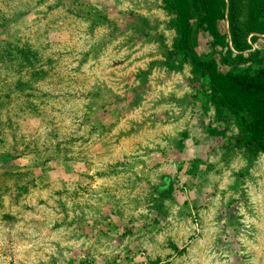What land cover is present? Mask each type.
Instances as JSON below:
<instances>
[{"label":"clouds","instance_id":"obj_1","mask_svg":"<svg viewBox=\"0 0 264 264\" xmlns=\"http://www.w3.org/2000/svg\"><path fill=\"white\" fill-rule=\"evenodd\" d=\"M136 5L137 0H120L118 9L166 19L152 4ZM18 12L25 13L24 17L10 25L4 38L13 46H29L42 61L51 57L55 64L48 78L34 85L30 101L17 100L18 94L12 93L10 111L14 126L20 125L18 159L13 162L17 167L12 171L15 175L36 165L40 178L19 202L15 200V179L0 187V212L16 221L10 227L0 224V264H52L53 258L57 264H66L77 250L91 253L81 255L77 264L86 259L88 264H104L116 255L121 257L117 264H125L127 249L136 252L129 264H154L157 258L159 264H264V152L251 164L242 153L224 161L219 149L216 155L208 153L202 158V151L207 153L201 143L205 133L193 119L192 109L158 103L172 94L183 98L192 90L177 87L183 85L181 74L164 80V72L158 68L149 76L152 91L143 101L129 111L115 113L101 128L92 119L96 108L91 94L100 87L123 98L127 90L122 78L147 71L153 61L163 59L156 54L159 45L141 42L121 47L133 33L129 30L114 37L107 23L94 24L103 12L101 0H0V14L5 18ZM159 32L168 34L163 23ZM52 34L58 37L57 43L52 42ZM126 55L131 59L120 70L110 66ZM184 75H190L187 68ZM5 77L9 84L18 78L14 71L0 69V78ZM28 103L36 105V113L27 108L20 111ZM163 112L170 118L155 123L148 119ZM208 115L211 118L214 109ZM0 119L7 123L6 115ZM25 120L30 126H24ZM185 131L186 153L177 163L163 153ZM3 138L7 151L13 143L7 127ZM32 140L40 154L29 151L20 156ZM58 144L62 149L59 169L51 171L50 164L39 167L55 154ZM64 156L67 163H63ZM198 160L202 162L193 166ZM190 168L194 174L189 173ZM165 173L171 176L164 181L165 187L172 183L174 190L183 191L178 202L174 198L161 201L154 191ZM25 183L20 181L19 186ZM41 199L46 203L39 204ZM157 203L163 204L166 217L157 216ZM222 208H234V219L228 215L219 219ZM81 218L95 227L88 238L77 230ZM155 219L158 224L153 223ZM129 221L134 231L117 246L122 225Z\"/></svg>","mask_w":264,"mask_h":264},{"label":"rangeland","instance_id":"obj_2","mask_svg":"<svg viewBox=\"0 0 264 264\" xmlns=\"http://www.w3.org/2000/svg\"><path fill=\"white\" fill-rule=\"evenodd\" d=\"M236 3L234 12L241 18L248 28H251L250 33L246 37V45L244 50L237 51L232 46L231 31L229 24V12H231V0H208L207 8L213 15L212 17L203 16L199 10L192 8L191 10V38L190 44L192 46V52L194 56L201 61H214L219 72L230 75L235 71H241L243 73H250L257 69L264 63V29L259 26H253V10L251 8L253 0H233ZM103 12L98 13L97 21L95 23H107L111 29L112 34L115 37L116 34L120 36L125 35L129 30L133 35L128 38L126 44L121 46H134L135 44H141V42H155L159 45L157 49V55L163 57L161 60L153 61L147 71L138 70L135 73H131L122 78L121 82L124 84L126 94L123 98L115 96L110 89L97 87L96 91L92 93L93 103L95 105V112L92 114L94 119L101 128L105 126V122L117 112L129 111L132 108L138 106L143 99L152 91V86L149 83V76L154 68L160 69L164 72V80H169L173 75L179 73L183 76V85H177V87L186 86L192 91L190 94H186L183 98L178 99L175 94L170 95L167 100H161L158 103H175L181 107L184 111L189 108L192 109L193 119L198 120V127L205 133L204 140L201 142L207 149V153L202 151V158L208 153L212 155L217 154L219 149L224 153L222 159L228 161L231 157L237 154H243L250 162H254L261 152L250 153L248 149L243 146L241 136L239 133V125L235 118L227 116L225 111L216 105V97L212 90L205 85L204 81L198 74H194L192 71V65L187 55L183 53H176L175 44L178 41L177 34V15L172 7L173 0H137V7L140 3H143L145 7H149L152 4L161 10L166 19L161 21L159 18L145 17L135 12L123 13L119 11L118 4L120 0H101ZM151 10V9H149ZM25 13L18 12L11 19L5 18L0 14V69H6L11 72H15L17 79L11 84L7 82V78H0V116H7V123L5 124L3 119H0V187H2L6 181L15 179L17 188V195L15 197L16 202H19L21 196H26L29 193V186L36 187V179H39V175L36 173V165L27 171L17 172L13 174L12 169L17 166L13 163L18 156L17 150V131H19L20 125H15L12 119L10 106L13 103L12 93H17V100L21 98L25 101H30L33 98L35 91L34 85L48 78L50 72L53 70L55 61L49 57L46 61H42V58L37 52H34L29 46L25 45L23 48L13 46L4 37L9 31L11 24L19 21L24 17ZM109 17L113 19L109 20ZM165 25V30L168 33L165 35L163 32L157 33V29L160 24ZM156 33V35H153ZM46 35H49L46 33ZM53 43L58 42V37L55 34L50 36ZM227 43V48L225 46ZM230 49V51H228ZM115 51L119 52L120 48ZM131 59V55H126L123 59L113 60L111 67L113 69L120 70L127 60ZM131 67V65H129ZM45 68L48 70L46 71ZM187 68L190 75H184V70ZM126 71V69H121ZM115 75V73H113ZM27 76V79H25ZM164 80H159L158 83H163ZM136 81H140L137 86ZM124 106V107H121ZM25 108L31 110L32 113L37 112L36 105L28 103L25 107L20 108L21 112L25 111ZM199 109V111H197ZM214 109V115L209 118V111ZM7 110V111H6ZM170 118L168 112H163L160 115L149 117L148 119L155 121L161 118ZM207 121V123H205ZM147 122V121H145ZM24 126H30L28 121L25 120ZM7 127L9 134L12 138V145L9 150H5L6 140L4 137V129ZM95 131V129H93ZM188 133L185 131L181 134L180 139H176L172 142L170 150L163 155L170 159H174L175 162L180 163L181 159L186 153L185 140ZM24 137H20L22 142ZM37 142L32 140L30 144L25 145L24 152L19 153L23 156L25 153L31 151L36 155L40 154L39 148L36 146ZM45 151H48L45 148ZM67 151V149L63 150ZM61 146L58 144L55 149V154L48 156L44 161V165H52L51 171H57L61 164ZM68 157L64 156L63 163H67ZM202 162L201 160L194 161L193 166ZM160 165L157 163L156 167ZM209 171L212 170V166H209ZM190 174L193 173V169H189ZM33 177L32 179H28ZM242 178V176L240 177ZM139 179V178H138ZM161 185L156 187L154 191L158 192L160 200L174 198V202H178L179 198L183 195L181 189H175L172 183H168L165 187L164 181L166 179L171 180V176L167 173L160 177ZM26 180L27 183L23 187H20V181ZM57 196L62 195L61 192L56 193ZM39 204H45L46 201L39 200ZM187 206L185 202V207ZM27 207V206H25ZM63 208V205L61 204ZM155 210L158 217H166L167 213L164 210L162 203L155 204ZM234 208H222V215L219 219H223L224 215H228L232 219V213ZM122 217L123 214L120 213ZM15 217L3 214L0 212V224H6V226H12L15 223ZM78 223L77 230L85 237L88 238L95 230L94 225H88L83 221V218ZM153 223L158 224L159 219H155ZM60 225H56L59 227ZM71 227V225H68ZM121 226V225H118ZM111 227V226H109ZM124 231L120 237L116 238V245L123 244L124 238L131 235L134 231L132 222L129 221L128 225H122ZM55 230V229H53ZM223 243V242H221ZM175 250V245H171ZM181 254L178 252V255ZM61 259H63L62 253ZM84 255L89 257L90 251L77 250L72 252L71 259L66 264H77L79 257ZM136 252L132 249H127V255L124 257L125 264H129V257L135 256ZM121 260L119 255H116L109 262L105 260L104 264H117ZM240 258L237 257V262ZM52 264H57L55 258L52 260ZM80 264H88V260L81 261ZM141 264V262H137ZM159 264V258L154 262Z\"/></svg>","mask_w":264,"mask_h":264},{"label":"trees","instance_id":"obj_3","mask_svg":"<svg viewBox=\"0 0 264 264\" xmlns=\"http://www.w3.org/2000/svg\"><path fill=\"white\" fill-rule=\"evenodd\" d=\"M208 0H173L172 7L177 15L178 41L176 53H183L190 59L192 71L200 75L216 97V105L227 116L236 119L243 146L250 153L264 152V63L250 73L235 71L230 75L219 72L214 61L197 59L190 44L191 10L195 8L203 16L213 15L207 8ZM229 24L232 46L242 51L251 28L242 22L234 12L236 3L231 0ZM253 26L264 29V0H253ZM227 48V43H225ZM230 51V49H228Z\"/></svg>","mask_w":264,"mask_h":264}]
</instances>
